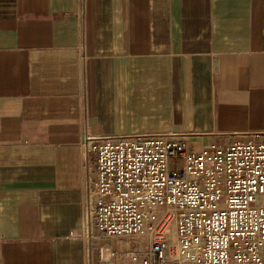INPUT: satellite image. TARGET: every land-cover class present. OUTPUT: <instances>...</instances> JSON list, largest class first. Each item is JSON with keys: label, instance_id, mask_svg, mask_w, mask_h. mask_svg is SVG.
I'll use <instances>...</instances> for the list:
<instances>
[{"label": "crops", "instance_id": "1", "mask_svg": "<svg viewBox=\"0 0 264 264\" xmlns=\"http://www.w3.org/2000/svg\"><path fill=\"white\" fill-rule=\"evenodd\" d=\"M166 129L264 136V0H0V264H86L84 133Z\"/></svg>", "mask_w": 264, "mask_h": 264}, {"label": "built area", "instance_id": "2", "mask_svg": "<svg viewBox=\"0 0 264 264\" xmlns=\"http://www.w3.org/2000/svg\"><path fill=\"white\" fill-rule=\"evenodd\" d=\"M81 154L86 264H264V136L195 146L175 129L86 131ZM94 238L140 244L100 242L94 260Z\"/></svg>", "mask_w": 264, "mask_h": 264}, {"label": "rangeland", "instance_id": "3", "mask_svg": "<svg viewBox=\"0 0 264 264\" xmlns=\"http://www.w3.org/2000/svg\"><path fill=\"white\" fill-rule=\"evenodd\" d=\"M217 142H222V141L221 140H217ZM98 241L99 242L106 243V244H112L107 238L99 239Z\"/></svg>", "mask_w": 264, "mask_h": 264}]
</instances>
